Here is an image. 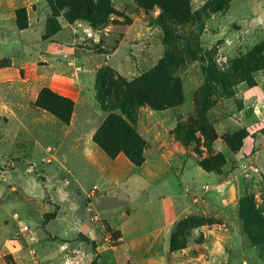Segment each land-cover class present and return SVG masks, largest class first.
<instances>
[{
  "label": "rangeland",
  "instance_id": "rangeland-1",
  "mask_svg": "<svg viewBox=\"0 0 264 264\" xmlns=\"http://www.w3.org/2000/svg\"><path fill=\"white\" fill-rule=\"evenodd\" d=\"M1 1L16 23L17 14L22 22L26 18L29 35L12 26L0 34V264L14 261L12 255L2 258L13 248L10 241L25 240L29 251L36 238L45 241V232L68 238L82 225L104 239L102 225L119 229L128 215L127 233L145 237L161 230L137 244L146 258L153 240L157 256L164 210L173 215L170 196H181L177 203L197 199V215L172 232L171 253L181 252L186 264H264V0H108L113 11L106 13L99 0ZM48 43L61 44L70 56L40 61ZM169 61L182 81L183 103L153 111L126 99L133 127L150 143L147 164L138 169L127 160V166L109 169L108 157L104 162L89 151L108 116L98 101L100 71L111 72L125 90L124 84ZM50 86L59 92L82 88L70 125L35 107L40 91ZM109 94L116 97L113 88ZM167 134L180 143L182 184L175 173L154 179L142 173L154 162L165 167L150 139ZM244 134L238 152L227 148V139H237V147ZM219 154L221 171L197 167ZM57 206L56 219L45 224ZM107 233L118 243L120 234ZM55 241L49 243L56 251L53 264H67L70 253ZM72 246L82 252V263L93 257L89 243ZM132 251L130 244L120 246V263L128 264ZM33 259L27 254L17 264H40Z\"/></svg>",
  "mask_w": 264,
  "mask_h": 264
},
{
  "label": "crops",
  "instance_id": "crops-1",
  "mask_svg": "<svg viewBox=\"0 0 264 264\" xmlns=\"http://www.w3.org/2000/svg\"><path fill=\"white\" fill-rule=\"evenodd\" d=\"M35 1L41 2L42 0H35ZM41 14H43V15L41 16L40 19L45 18V13L42 12ZM40 23L42 25V22H40ZM10 26L17 29L19 32H21L22 36L29 35V30L20 31L18 29L15 16L12 13H10V11L7 9V6L4 9V7L2 5V1H1V3H0V34H7L8 27H10ZM38 30H39V32H38ZM41 30H42V27L39 26V28H37L36 33L39 35ZM2 40H5V38H3ZM19 41L20 40H17V43L19 45H21V43ZM45 47H46L44 49L45 52L44 51L40 52V57H41L40 61L46 62L45 58H47V59L48 58L49 59L61 58L60 55H64V57L70 56V54H67L68 52H63L64 49H61V47H62L61 44L48 43ZM40 48H42V46ZM56 55H59V56H56ZM43 56L44 57L46 56V57L44 58ZM68 61L65 60V62H67V63L64 62V64L70 66V65H74V63H75L74 61L73 62H68ZM47 62H48V60H47ZM50 89L59 93L62 96H65V97L72 99L74 102H76L77 98L79 99L80 93H82V91H83L81 87H79V89L77 91L72 90L74 92V94L70 93V92H72L70 90L71 88H65L64 91H60V92L51 86H50ZM247 95H249V94H247ZM246 97H249V96H246ZM150 126L151 125H149L145 128L146 132L152 131V127H150ZM158 135H159V133H158ZM166 139H168L170 142L166 143L165 142ZM92 141H93V139H92ZM150 142L152 143V146L150 148H152L154 151H158L160 153V155H158L159 156L158 159L161 163H163L165 165V167L161 166L159 164L157 165L156 162H154L152 167L146 169L145 172H142V173H144L143 176L150 178V179H154L155 177L159 178V177H161V176L163 177L165 175L167 178V176L170 177V173H175L178 181L180 182V184H182V180L180 178H182V176H183V170H185V167L180 166L179 163L177 162L178 157H179V156H177V152L180 151V146H179L180 143L174 138L173 135L170 136L169 134L164 135V137H159V138L155 137V135H154L152 137V139H150ZM147 143L150 146V143L148 141H147ZM155 146L157 148H154ZM98 149H100V148L96 145L94 148H91L89 151H93V152L97 153L98 156L100 157V159H102L105 162L106 161L105 158L107 157V155L101 149L100 150H98ZM153 153L151 151L150 154H152V157L154 158ZM89 155H91V153ZM92 160H93V157H92ZM127 160L128 159L123 154H121L116 159L111 160L112 162H110V164H109V169H115L118 165L127 166L128 165L126 162ZM146 164H147V159H146L144 165L139 167L138 169H142ZM196 165H197V167L202 169L198 165V162H196ZM105 172L106 171L104 168V173ZM208 174L210 175L213 173H208ZM197 175L199 176L200 173L197 172ZM132 176L138 177L137 172H133ZM166 178L164 179V182L165 181L167 182V180H169ZM141 180L144 183L146 182L145 179H141ZM128 181H129V178L127 177L125 179V182H128ZM184 197H185V195H184ZM170 198L175 199L174 200L175 201L174 206H172L173 207V209H172L173 215L170 217V215H169L170 210L169 209H167V212H166V210H164L165 227L163 230H165V234L164 235L162 234V243H163L162 247H161L162 251L161 252L157 251V256L156 255L154 256L155 250L153 248V245H154L153 240L150 241V243H149L151 251H150V253L147 252L148 254H147L146 258H143L141 256L143 254H141V252L138 251L137 244L139 243V240H141L143 238H151V237L155 238L156 234L159 233L161 230H152L151 232H148L145 237L144 236L136 237L131 232V230H129L130 232L128 231V233H127V231H125V229H124L125 228L124 223L125 224L129 223L131 217H130V215H128V216H126V219L124 220V222L122 224L123 227H119V229L114 228L112 225L107 224L113 230L120 232L121 238L119 239L118 243H116V244H114L112 242V240L110 239L111 235L108 234L107 231L105 230V225H104L105 223L102 225V229L104 230V232L106 234L104 239H97V237L93 233L94 230L92 228H90L89 226L82 225L81 231H77V234H75L71 237H68V238H61V237H58L56 235H52L49 232H45V234H44L45 241L42 242L40 237L36 238V242H37L38 247L36 246V249H32L31 248L32 246H29V248H30L29 251L24 250V246L26 243L25 240H23L24 241L23 244L22 243L20 244L17 241H10V243H13V248L10 250H6L7 253H4L2 258H5V256H7V255H10V256L12 255L13 260H14L12 264H17V261H19L21 259L23 261H26L27 260V254H29V256L32 259H33V256L36 255L40 264H53L54 257H56L55 256L56 251H55L54 247L52 245H50L49 243L50 242H56V241L50 239L49 236H52V237L58 238V240L63 244V246L61 247L62 250H65L66 252L70 253L66 257L67 264H93V263H95V264H122V263H120L121 261H119V259H118L117 249L120 246L126 245V244H130L133 246L131 260H128V264H133V263L134 264H137V263H139V264H186L185 263V257L183 254H181V252L171 253L170 243H171V238H172V232H173L175 225L179 221L189 217L190 215L191 216L197 215V205H195L197 203V199L195 198V196H193V197H191L190 201H186V202L184 201L183 203H180V202L177 203L176 200H180L181 196H178L177 198L170 196ZM162 199H163V201H165L166 197H162ZM192 202H194L195 204ZM81 236H83L85 239H87L88 242L82 240ZM78 241L89 243L93 248V257L87 259V261H85L84 263H82L80 258H79V257H81L82 252L80 250H78V248H74L72 246ZM30 245H32V243H30ZM21 254L23 256H21ZM16 256H17V258H16ZM195 260H197V257L195 258ZM135 262H137V263H135Z\"/></svg>",
  "mask_w": 264,
  "mask_h": 264
},
{
  "label": "trees",
  "instance_id": "trees-1",
  "mask_svg": "<svg viewBox=\"0 0 264 264\" xmlns=\"http://www.w3.org/2000/svg\"><path fill=\"white\" fill-rule=\"evenodd\" d=\"M99 4L103 7V12L113 11L108 0H99ZM17 24L20 30L28 28L26 18L23 22L20 20V13L17 14ZM121 84L120 79L114 80L111 72L100 71L97 81L98 101L101 109L107 112L108 116L95 132L93 141L110 160H114L123 154L135 167L139 168L146 161L147 142L133 127L132 110L124 101L129 99L130 102H134L138 106L148 105L153 111H164L178 107L184 101L182 81L177 76L175 66L169 61L166 63L161 62L155 69L143 73L132 82L124 84L125 90L121 89ZM112 88L116 92L114 98H111L109 94ZM34 105L38 109L49 113L64 125H70L75 108V102L72 99L45 87L40 91ZM246 137L247 134H244L240 146L236 147L237 139L233 137L227 139L225 144L232 152H238L243 145V139ZM213 140H217L216 133ZM216 157L218 158L213 161L203 160L199 163V166L206 172L221 171L225 164L224 156L219 154ZM218 159L223 160V162L221 161L222 164H218ZM58 210L59 206L56 207V212L46 215L45 224L56 219ZM107 231L112 233L113 236H115L114 234H120L119 231L113 230L108 225ZM49 237L54 241L57 240L55 237ZM174 238L175 235H172L171 250ZM81 239L88 242L83 236H81Z\"/></svg>",
  "mask_w": 264,
  "mask_h": 264
},
{
  "label": "built area",
  "instance_id": "built-area-1",
  "mask_svg": "<svg viewBox=\"0 0 264 264\" xmlns=\"http://www.w3.org/2000/svg\"><path fill=\"white\" fill-rule=\"evenodd\" d=\"M24 229L27 230V227H25Z\"/></svg>",
  "mask_w": 264,
  "mask_h": 264
}]
</instances>
